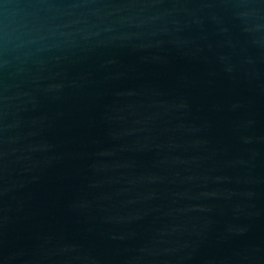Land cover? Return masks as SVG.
Returning <instances> with one entry per match:
<instances>
[{"label": "water", "instance_id": "water-1", "mask_svg": "<svg viewBox=\"0 0 264 264\" xmlns=\"http://www.w3.org/2000/svg\"><path fill=\"white\" fill-rule=\"evenodd\" d=\"M0 264H264V0H0Z\"/></svg>", "mask_w": 264, "mask_h": 264}]
</instances>
